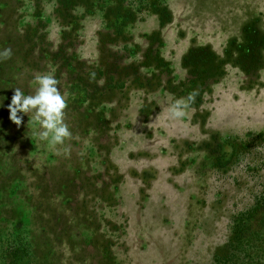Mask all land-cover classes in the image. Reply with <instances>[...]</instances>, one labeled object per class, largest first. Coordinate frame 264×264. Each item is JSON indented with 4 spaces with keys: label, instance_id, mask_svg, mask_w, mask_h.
<instances>
[{
    "label": "rangeland",
    "instance_id": "374dc122",
    "mask_svg": "<svg viewBox=\"0 0 264 264\" xmlns=\"http://www.w3.org/2000/svg\"><path fill=\"white\" fill-rule=\"evenodd\" d=\"M5 48L0 264H264V0H0ZM44 74L55 148L7 108Z\"/></svg>",
    "mask_w": 264,
    "mask_h": 264
},
{
    "label": "clouds",
    "instance_id": "9594fccd",
    "mask_svg": "<svg viewBox=\"0 0 264 264\" xmlns=\"http://www.w3.org/2000/svg\"><path fill=\"white\" fill-rule=\"evenodd\" d=\"M12 56L11 48H5L0 52V59L7 60ZM93 78L95 74L93 73ZM38 87L35 94L25 95L20 88H14L11 102L7 105L9 119L20 127L23 123V115L33 113V125H39L42 129L35 133L41 141H47L49 146L55 148L62 145L66 139L71 138L72 133L65 122V110L68 107L67 98L62 95L57 87L58 80L51 74L39 75L35 78ZM198 95L196 90L189 93L186 99H177L169 108L172 118L179 119L186 115V109L190 103H194Z\"/></svg>",
    "mask_w": 264,
    "mask_h": 264
}]
</instances>
